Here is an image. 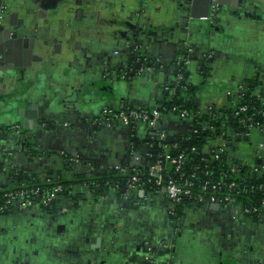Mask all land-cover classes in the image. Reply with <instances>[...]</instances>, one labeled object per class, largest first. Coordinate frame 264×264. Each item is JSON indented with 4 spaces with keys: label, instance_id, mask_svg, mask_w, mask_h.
<instances>
[{
    "label": "crops",
    "instance_id": "0c3cea01",
    "mask_svg": "<svg viewBox=\"0 0 264 264\" xmlns=\"http://www.w3.org/2000/svg\"><path fill=\"white\" fill-rule=\"evenodd\" d=\"M222 2L256 18L229 22L230 29L223 21L219 30L198 17L186 34L187 17L202 12V0H10L0 28V61L10 70L0 72L9 87L0 95V129L8 130L0 134V192L16 186L15 171L32 181L60 174L73 180L126 172L137 159L148 162L150 128L96 122L110 107L153 108L168 100L185 43L192 53L184 83L193 88L197 114L206 119L230 108L254 83V94L261 95L264 0ZM133 44L152 67L130 71ZM160 122L158 131L170 140L194 131L192 118L170 112ZM10 125L20 126L30 149L20 159L23 141ZM227 141L229 157L245 166L264 156V138L255 131ZM142 192L93 200L86 186L75 184L49 210L30 204L0 215V264H144L148 244L163 263L157 247L170 235L171 206L165 194ZM194 204L182 211L171 264H264V239L253 235L239 207Z\"/></svg>",
    "mask_w": 264,
    "mask_h": 264
},
{
    "label": "built area",
    "instance_id": "2783aa9c",
    "mask_svg": "<svg viewBox=\"0 0 264 264\" xmlns=\"http://www.w3.org/2000/svg\"><path fill=\"white\" fill-rule=\"evenodd\" d=\"M192 53L191 47L188 43H185V46L178 56L175 63V84L171 89L167 88L166 91L170 92V95L173 96L176 93H179L177 87L183 85L184 77L182 76V71L189 64L190 56ZM183 54V55H182ZM150 68V66H148ZM141 70L138 72L140 73ZM137 72V73H138ZM184 96V93H182ZM256 103L245 101L243 95H241L237 101L231 104V116L233 119H236V124L238 131H229L226 133V137L221 135L219 139L225 138V142L222 146L219 147L220 152L222 149L226 148L228 145L227 139L229 138H240L248 137L250 132H257L264 138V95H256ZM164 112H170L181 116V118H192L191 113L186 110H178L176 106H171L169 110L166 108H160V106L153 108H107L102 111L101 116L98 122H107V123H118L129 128H133L136 124H143L152 130L154 126L160 121L161 115ZM214 115V114H213ZM221 115L219 114L218 117ZM210 128V127H209ZM9 129L17 132L20 128L19 126H11ZM213 131V128H210ZM18 133V132H17ZM196 133V130L193 131ZM166 136L160 131H156L154 135V145L156 146L157 153L154 155L151 153L148 156V165L146 172H142L140 169L136 168L142 164L139 159L135 160L132 164L131 169H128L126 172H130L131 176L129 177L127 183L123 188V198H127L132 191H144L142 186L144 184L143 177H146L147 183H153L157 188L162 189V191L167 196L168 200L173 205H179L183 200H190L191 204L199 205H214L222 204L224 205H235L240 208V204L236 202V199L231 196L232 193L239 194L244 192L245 189L241 191L238 189V185L235 181L227 182V175L225 173H220L219 176L214 175L208 170V166L205 165L202 168L201 174L203 177V183H201L200 193H194L195 187V175L192 174L188 177H184L183 168L185 166V156L184 153L178 152V146L170 142L166 143ZM218 148L212 146V148ZM194 151V149H192ZM176 154H173L172 152ZM207 154L209 151L206 150ZM217 159V157H215ZM258 164L251 166H246V170L240 172L239 167L233 166L230 168V175L234 176V180H242L243 178L250 180L253 176L264 177V156L259 158ZM144 164V163H143ZM245 166V165H244ZM173 170L175 176H167L165 171L167 168ZM195 170H200L199 167H195ZM123 173L124 171H118ZM116 188H118L116 186ZM259 190L264 191V186L259 185ZM62 192L60 186L55 187L49 191H43L39 188H27V189H17L5 192L0 196V212H3L7 207H17L20 209L26 208L30 204H38L42 208H47L51 202H53L56 197ZM222 192H227L223 194ZM218 194H223L221 199ZM39 198L38 203H35L33 200ZM245 215H254L259 218H264V198L258 202V206L253 208H244L241 210ZM148 264H152V260L149 257L145 259ZM169 264V263H166Z\"/></svg>",
    "mask_w": 264,
    "mask_h": 264
},
{
    "label": "trees",
    "instance_id": "16d2710c",
    "mask_svg": "<svg viewBox=\"0 0 264 264\" xmlns=\"http://www.w3.org/2000/svg\"><path fill=\"white\" fill-rule=\"evenodd\" d=\"M185 74L186 71L183 70L182 76L185 77ZM250 86H251L250 90L248 89L242 93L240 92V94L243 95V99L245 101L256 103L255 102L256 95L254 93L257 87L255 86V83ZM177 89L179 93L170 96L168 100L161 102L159 106L160 108H166V110H169L171 106H176L178 110H186L192 115V119L194 122L193 130H196V133H192L187 138L172 140L171 143L176 144L178 146V152L176 153L179 152L184 153L185 156V166L183 168L184 177H188L192 174L195 175L194 182L196 184L193 190L194 193L202 194L200 193V187L204 179L202 177L201 171L202 168L205 165H207L208 170L214 175L216 174V176H219L220 173H225L227 175V182L235 181L240 191L242 189H245L244 192H241L239 194L232 193L231 195L236 199V202L240 204L241 210H243L245 207L253 208L258 206V202L262 198H264V191L259 190V185L264 186V177L253 176L250 180L245 178H243L242 180L241 179L234 180V176L230 175V168L236 166L239 167L240 172H242V170H246V166H244V164H242L240 161H236L231 157H229L228 155L229 150L227 145L224 150L222 149V152H220L219 148L216 147L212 148L213 144L209 145L210 142H214L221 135H224L226 137L225 135L226 133H223V131L227 132L229 131L228 129H231L232 131L239 130L236 124V119H233V117L231 116V107L227 108L222 112H219L218 114L210 113L205 119L201 115L197 114V112L195 111V109L191 104L193 88L183 83V85H179ZM182 93H184V96H182ZM262 95H264V92H261V96ZM219 114L221 115L220 117H218ZM209 127L210 128L212 127L213 131ZM7 132H8L7 129H0V134H5ZM166 143L170 144L168 138ZM192 149H194V151ZM206 150L209 151V154H207L208 152ZM172 153L176 154L174 151ZM215 157H217V159H215ZM146 164L147 162L145 164L142 163L141 165L136 166V168L140 169L142 172H146L147 170ZM195 167H199L200 170H195ZM129 169H131V167ZM165 174L167 176H175L173 174V170L169 167L166 169ZM130 176H131L130 172L120 173L115 171L104 175H96L89 177L80 176L74 178L73 180H67L63 178L62 174H60L54 180L50 179L49 181L45 180L40 182L38 180L32 181L30 180V178H27L26 175H24L22 172L15 171V173L13 172L12 174V180L16 183V186L9 191L17 190V189L18 190L27 189V188H39L43 191H49L57 186H60L62 188V192L58 196H67L70 193V191H72L75 184H82L87 187L90 193V197L93 200H100L101 198L107 197L111 193H113L114 196H116L118 199H124L122 197L123 195L122 190ZM142 179L145 181L142 186V189L146 193H151L154 195L165 194L162 191V189L157 188L153 183L151 182L147 183L146 177H143ZM116 186L118 188H116ZM5 192L7 191L0 192V196ZM222 193L226 194L227 192H222ZM223 194H218L217 197L221 199ZM33 201L35 203H38L39 198H35ZM53 203L54 201L51 202L47 208H43V209L49 210L52 207ZM169 204L171 206L170 217L173 221V227H176V223L181 218L182 211L189 204H191V201L186 199L183 200V202L179 205H173L169 201ZM221 206L224 207L226 205L222 204ZM14 209L15 208L13 207H7L3 212L0 213L5 215L10 212H13ZM262 213L264 214V211ZM246 217L252 222H258L261 219L254 215H246ZM166 246L167 244L165 243L164 245H158L157 247L159 252L165 253V257H164L165 259L161 264H166V263L171 264V254L173 253V251L172 249H170L169 245L168 247ZM146 257L151 258L152 264H160L157 262L155 256L153 255V249L150 247L149 244L146 255L144 257V264H148V262L145 260Z\"/></svg>",
    "mask_w": 264,
    "mask_h": 264
},
{
    "label": "flooded vegetation",
    "instance_id": "af4514ba",
    "mask_svg": "<svg viewBox=\"0 0 264 264\" xmlns=\"http://www.w3.org/2000/svg\"><path fill=\"white\" fill-rule=\"evenodd\" d=\"M115 2V0H114ZM210 3H211V8L213 9L212 6H214V11H210L209 12V16L207 18H204L203 20L205 21H210L212 20V23L213 24H218L220 25L221 27L218 28L219 30H222L223 27H222V24H223V21L225 23H228L226 26H227V29H230V23L229 22H232L234 23V21H236L237 19H240V18H244V19H248V18H256L253 14L255 12H252V13H249L247 11H243L241 13H238L237 12V8L235 6H231L229 3L226 2L227 5H225L224 2H222V0H210ZM247 5H251V4H247ZM119 6H122V5H119ZM6 12L3 11V7H0V28L3 27L5 24H4V21L3 20V17L5 16ZM211 14V15H210ZM187 22V21H186ZM115 23V22H113ZM211 24V26L213 25ZM183 30L186 34H188V30H187V27L186 26H183ZM224 30V29H223ZM224 32V31H223ZM188 45L190 46L189 42H188ZM191 47V46H190ZM131 67H130V71L131 72H138L139 70H141L142 68L144 69L145 67L147 66H151L153 65V62L152 60H150L149 58H147L146 56L144 55H140V56H137V53H138V47L133 44L131 47ZM137 69V70H135ZM124 75V74H123ZM7 92V90H6ZM6 93H4L3 91V94L1 95H5ZM15 126H18V125H15ZM20 127V126H19ZM18 133H21L20 132V129L17 131ZM16 132V133H17ZM13 208H17V207H13ZM16 209L13 210V212L15 211ZM19 210H21L19 208ZM0 215H3L2 213H0ZM181 228V218L179 219V221L176 223V227H173V221L171 219V217H169V231H170V235H167L166 238L160 242L159 245H164L165 243L167 244L166 247H169L172 246V250L173 248L176 246V244L180 242L181 239H179V233H180V229ZM172 233V234H171ZM184 243L186 244L185 240H184ZM170 248V249H171Z\"/></svg>",
    "mask_w": 264,
    "mask_h": 264
},
{
    "label": "water",
    "instance_id": "95a60500",
    "mask_svg": "<svg viewBox=\"0 0 264 264\" xmlns=\"http://www.w3.org/2000/svg\"><path fill=\"white\" fill-rule=\"evenodd\" d=\"M9 1L10 0H0V7H3V11L4 12H6V9H7V5L9 4ZM41 1H43V0H41ZM202 2H203V5H202V12H199L198 14L197 13H195V12H193V13H191L190 14V16H188L187 17V22H185V24H184V26H186L187 28H188V24H189V22H190V19H196V18H202V19H204V18H207L208 16H209V12L211 11H214V6H212L213 7V9L211 8V3H210V0H202ZM211 15V14H210ZM209 23L210 24H213L212 23V20H210L209 21ZM7 70H9V68H6V66H4V64L3 63H1V61H0V72H5V71H7ZM10 71V70H9ZM6 74V73H5ZM9 89V87L8 86H6L5 84H3V81H2V79H0V95L1 94H3V91H4V93H6V90H8ZM122 109V108H121ZM28 114V113H27ZM159 125H161V122L159 121L155 126H154V128L152 129V132H150V136H154L155 135V132L159 129ZM12 125H10L9 127H11ZM16 135H18V136H20V142H22L23 140H25L24 138H25V135H24V133H17ZM147 141H149V140H147ZM172 140H170L169 139V142H171ZM135 147V146H134ZM152 153L154 154V155H156V153H157V150H156V146L155 145H153L152 147ZM148 144H145V142H143V145H142V150H141V155L142 156H145L146 155V153L148 152ZM29 152H30V149H29V146H28V143H27V141H23L22 143H20V149L18 150V154H17V158L18 159H20L21 157H24V156H27V154H29ZM133 157L134 156H131L130 158H129V160H133ZM146 162H144V164H145ZM147 166H149L148 165V163L146 164ZM96 173V172H95ZM144 195H146V192L145 191H143L142 192ZM196 207H200V205L199 204H194ZM215 209H218L219 207H220V205L219 204H214V205H212Z\"/></svg>",
    "mask_w": 264,
    "mask_h": 264
},
{
    "label": "rangeland",
    "instance_id": "374dc122",
    "mask_svg": "<svg viewBox=\"0 0 264 264\" xmlns=\"http://www.w3.org/2000/svg\"><path fill=\"white\" fill-rule=\"evenodd\" d=\"M250 225L253 227V235H257L259 233V235L262 237V239H264V220H260L258 222H252L250 223ZM195 247H197L196 245H192V250L195 252Z\"/></svg>",
    "mask_w": 264,
    "mask_h": 264
}]
</instances>
